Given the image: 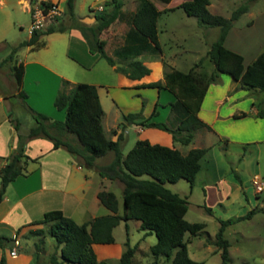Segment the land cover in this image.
<instances>
[{
	"label": "trees",
	"instance_id": "obj_1",
	"mask_svg": "<svg viewBox=\"0 0 264 264\" xmlns=\"http://www.w3.org/2000/svg\"><path fill=\"white\" fill-rule=\"evenodd\" d=\"M159 1L168 3L171 0ZM210 2L211 0H183L176 7H181L188 15L196 16L201 25L219 28L217 39L213 41L204 56L214 64V69L209 74H199L195 71V67L203 62L204 57L186 71L166 69L163 81H151L145 85L164 87L175 95V100L170 103L167 121H148L140 110L124 114V124L136 123L158 127L170 132L174 141L188 144L197 130L211 128L200 118L198 111L209 84L219 82L221 74L230 75L244 87L264 91V49L244 67L242 54L224 44L233 21L248 9V3L242 4L229 17H225L211 12ZM105 3L110 4L111 7L95 11L94 24L75 22L74 26L81 30L90 51L98 52L110 65H115L117 70L131 78H139L149 73L150 69L139 56L144 52L161 51L157 21L164 10H160L154 0H138L135 9L130 12L123 11L122 0H107ZM66 10L76 19L74 0H66ZM58 20L57 18L45 28L34 31L29 38L13 46L4 59L12 58L18 47L43 45L40 40L42 34L65 30L66 25ZM117 20L124 21L127 29L122 43L113 49L112 55L104 48L100 35ZM12 71L18 88L17 94L25 101L26 92L21 89L23 63L13 64ZM262 102L263 100L260 105ZM54 105L59 109H65L63 120L52 119L46 113L27 105L34 118V124L24 133L20 131V122L11 117L18 131V143L16 150L0 167V201L9 182L18 175L27 174L26 165L30 159L33 160L25 152L27 141L34 137H45L53 142L54 147L64 146L89 165L94 163L95 157L109 151L113 152L112 159L99 169L108 178L122 183L123 207L120 212L119 201L114 191L100 189L97 197L108 209L107 213L78 223L71 216L65 215L61 209L54 208L45 211L40 219L30 222L47 225V231L54 239L58 251L52 254V263L107 264L105 259L98 258L93 245L113 243L114 227L121 220L137 219L140 227L147 233L156 234L157 241L150 246V251L155 257L163 256L169 264H202V261L190 257L185 234H196L204 228L205 223L188 221L185 218L188 205L186 197L172 191L165 183L184 178L192 184L200 169V160L206 154L208 147H193L187 153H182L174 146L152 143L147 138H138L133 146L123 153L125 142L123 131L117 133L115 139L106 134L102 124L104 110L97 86L86 81L71 82L63 79L54 98ZM262 114L263 111L260 109L259 115ZM65 135H71L72 138ZM205 208L209 213L212 212L211 207L205 206ZM261 210L264 211V208L252 207L235 219L249 218ZM233 220L220 219V226L215 233L213 242L221 250L220 264H227L228 261L229 241L224 237V230ZM125 226L127 228L128 224L126 223ZM43 230L44 226H40L28 231L31 233ZM10 240L13 241L14 237L0 235L2 249L5 248L4 241ZM125 244L126 248L116 264H131L133 261L136 244L130 245L128 240ZM0 264H6L5 254H2Z\"/></svg>",
	"mask_w": 264,
	"mask_h": 264
},
{
	"label": "crops",
	"instance_id": "obj_2",
	"mask_svg": "<svg viewBox=\"0 0 264 264\" xmlns=\"http://www.w3.org/2000/svg\"><path fill=\"white\" fill-rule=\"evenodd\" d=\"M19 1L23 2L24 9L30 13V7H32L30 4L40 0ZM46 1L58 2L59 5L61 2H66V0ZM106 1L107 0H104V3ZM122 1V8L125 9V0ZM174 1L176 0H171L165 3V5L157 7L160 10H171L170 8L175 7V9L171 10L174 11L178 8L175 6ZM181 1L183 0H180V2ZM90 4L91 2L89 6ZM212 4L213 1L211 0L209 6ZM248 6L246 11L250 19H247L248 21H245L242 26L233 22L224 39L226 47L242 54L244 67L251 63L264 49V9H256L254 6H251L250 3ZM110 7V4H103L101 9ZM62 9L64 12L66 6ZM96 9L100 10L98 7ZM134 9L135 7L130 10ZM83 19L84 20L81 22L87 25L96 22L94 13L83 17ZM60 21L61 19L58 20V22ZM74 22L75 21H71L66 25L65 30H57L42 34L40 40L43 42V45L39 47L24 45L25 50L22 52V56L24 57L18 58L17 63L21 62L24 66L21 89L26 92L25 101L17 94L18 88L14 87L13 84H11L8 91H2L0 89V167L6 163L8 156L16 150L18 143V131L11 121V117H13L11 103L13 100L18 99L26 109H28V105L37 111L46 113L52 119L63 120L65 117V111L63 109H58L54 105V98L63 79H68L71 82H75V80H73L72 75L69 73L70 71L64 66H59L57 60H55L54 54L56 48L54 47H56V45L53 44V40L58 42L59 45H57V47L59 46L58 51L60 53L65 54L68 58L79 63L83 67L91 68L100 60V54L90 51L86 38L81 30L74 26ZM113 23L109 26L110 29L113 27ZM29 36L27 38H29ZM44 47L48 49L47 53L39 51L34 52V49ZM4 56L6 57L7 54ZM5 57H2V60ZM139 58L150 69L149 73L139 78H131L125 73L117 70L115 65H110V69L115 71V85L103 83V81L89 83H93L97 86L101 105L102 94L100 93V87L105 90L106 95L109 97L113 95V97L116 98V100L114 99V104L118 108L121 106L124 114L131 112L130 110H134L135 112L142 110L143 115L148 118V121H160L155 119L160 113L158 110L159 100H161L159 103L163 108L169 107L170 110V103L175 100V95L167 88H158L145 84L151 81H163L164 71L166 69H180L186 71L192 68L194 63L189 66L188 69H182L177 65L178 63L174 61L175 56L172 58V61H167L168 59L162 53V50L159 53L144 52ZM206 59L208 58H204L203 62L195 67L197 73L209 74L214 69L213 64V68L203 71ZM152 88L156 89V95L153 97L152 101H148L145 105L142 100L136 103L134 95H137V98H139L142 91ZM124 89L131 92V99L127 102H123L122 97H116V95H114L115 93L113 94V92H119ZM259 99L261 101L263 100L261 105ZM125 103L128 104L125 105ZM154 109L155 113L152 114ZM260 109L263 111L262 115H259ZM103 110L104 113L102 117L104 118L106 115L104 107ZM28 111L30 112L29 109ZM198 115L209 124L211 128L197 130L195 133L209 140V133L214 132V134L218 136L219 146L221 145L220 147L224 150H227L228 143L230 142L250 146H256L257 143L264 142V92L256 88L244 87L238 80L228 74H221L219 82L209 84ZM108 117H110V115L106 116V118ZM118 118V113L116 112V114L112 116L113 121L108 122V131L110 128L115 127V132L112 131V134H109L113 139L117 137V133L123 131L126 140L125 131L130 127L136 131L138 138H147L152 143L176 147V142L178 141L173 140L170 132L158 127L143 126L136 123L124 124V121H118ZM167 119L166 117L165 120ZM107 120L109 121V119ZM19 122L20 131L23 133L26 132L30 126L22 125L23 123L21 121ZM65 136L72 138L71 135ZM257 151L259 152V150ZM25 152L30 158H33V160L30 159L32 162L38 163L37 166L31 169V173L18 175L15 179L10 181L0 201V235L14 237L13 241H4V249L0 246V258L2 254H5L6 264H29L32 260V252L30 253L29 251L20 253L17 248V253L15 255L10 254V250L15 247L14 243L20 242V236L23 233L31 228L42 226L41 223L32 224L30 222L35 219H40L45 211L54 208L61 209L65 215L71 216L74 219L73 215L78 210L82 199H84L83 184L78 182L77 177L73 174L74 168H81L80 161H83L82 158L71 153L64 146L60 145L54 147L53 142L45 137H34L29 139L25 146ZM257 165H260L259 160L257 161ZM236 169H238V167H236ZM104 177L106 178V176ZM216 181V184L220 186L219 189H216L220 192V203L231 201L230 199L232 196H234V198L243 197V194L246 196V194L249 193L252 204H249L248 200L244 202L241 214H245L252 207L264 208V183L261 181L258 173L253 175L250 185H244V180L240 177V174L236 173L232 168H229L226 175H218ZM257 184L262 185V190L259 191L257 189ZM99 190L100 187L96 188L93 192L94 207H97V205L101 203L97 197V192ZM214 191L212 190V192ZM241 201H243V199ZM259 212L264 213L262 210L257 211L249 218H252ZM95 216H97V214H92L91 218L89 217L86 220L83 219V221L77 222L81 223L88 221ZM96 245L97 244L93 245L94 250ZM218 250L220 249L216 246L215 251Z\"/></svg>",
	"mask_w": 264,
	"mask_h": 264
},
{
	"label": "rangeland",
	"instance_id": "obj_3",
	"mask_svg": "<svg viewBox=\"0 0 264 264\" xmlns=\"http://www.w3.org/2000/svg\"><path fill=\"white\" fill-rule=\"evenodd\" d=\"M154 1L157 6L165 5L162 1ZM212 1L213 4L209 6V10L213 13L222 14L225 17H229L236 8L244 3H248V5L250 3L256 9H264V0ZM90 2L91 4L89 6ZM179 2L180 0L174 1L175 6ZM137 3L138 0H125L124 6L126 8L122 9L125 12H130V9L136 7ZM34 4H30V6ZM103 4H106L104 0H74V15L76 19L71 17L66 10L58 19H61L65 25H68L74 20H76V23L81 22L84 20L83 17L93 14L94 11H97L96 8ZM60 6L65 8L66 2H61ZM171 10L162 11L158 17L159 44L162 53L168 59L167 61H172V58L175 56L174 61L178 63L177 65L182 69H188L189 66L206 55V50L217 39L219 28L205 26L204 24L201 25L196 16L186 14L181 7H178L174 11ZM247 19L250 18L246 11L242 12L233 22L242 26L245 21H248ZM30 20V13L24 9L22 1L0 0V89L2 91H8L11 84L17 88L12 66L17 62L18 58L24 57L22 56V52L25 50L24 46L18 47L13 53L12 58L7 57L2 60V57H5L4 55L9 53L13 45L16 46L19 42L27 39L30 35L28 30ZM126 29L127 24L118 20L113 23L111 29L108 27L102 32L100 39L103 41V46L108 53L113 55V48L120 45L123 41ZM53 44L56 45L54 47L56 48L54 54L55 60H57L59 66H64L70 71L69 73L75 82L103 81V83L115 85V71L110 69V64L105 58L101 57L98 63L94 64L91 68H86L68 58L65 54L60 53L58 51L59 46L57 47L59 44L56 40H53ZM47 50L46 47L36 48L34 52L47 53ZM212 66L213 63L206 59L203 71L213 68ZM155 90L152 88L142 91L139 98H137V95H134V100L136 103L142 100L145 105L155 97ZM100 93L102 94V105L106 111V115L104 118L102 117V123L106 134L111 135L115 127L110 128L108 131V122L113 121L112 116L116 112L119 117L118 121H124V113L122 112L121 106L120 108L115 106L114 101L116 98L113 95L111 97L106 95L102 87H100ZM113 94L116 97H122L123 102L131 99V92L125 89L119 92H113ZM259 101L261 100L259 99ZM159 102L158 110L160 113L155 119L167 121L165 118L169 116V107L163 108ZM11 104L14 119L21 121L23 123L22 125L31 126L34 124V118L31 113L18 99L13 100ZM63 110L65 111V109ZM130 111L135 112L134 110ZM107 115H110V117L106 118ZM125 134L126 140L123 144V153H126L133 146L135 139L138 138L136 131L130 127L125 131ZM208 136L209 140L195 133L192 141L188 144L176 142V147L183 153H187L193 147L209 146L206 154L200 160V169L196 173L194 182L190 184L186 179L181 178L176 182L165 183L172 191L186 197L188 205L185 218L188 221H202L205 223L204 228L196 234H185L188 253L193 259L202 261V264H220L221 250L215 251L216 245L213 241L215 239V233L220 226V219L231 218L234 219L233 222L227 225L224 230V237L229 241L227 264H264V213L259 212L252 218L235 219L243 215L241 212L243 211L242 205L244 202L248 200V203L252 204L250 194L247 193L246 196L243 194V197L237 198L232 196L231 201L220 203V192L216 190L220 187L216 184L218 175H226L229 168H232L236 173L240 174V177L244 180V185H250L252 183V178L255 173L259 174L261 181L264 183V142L257 143L256 146L239 145L230 142L228 143L227 150H224L220 147L221 145L219 146L218 136L214 132H210ZM112 157L113 152L109 151L101 156L95 157L92 165L87 164L83 160L80 161V169H73V174L77 177V181L83 184L84 188V199H82L78 210L73 215L75 221H83V219L91 218L92 214L99 215L108 211L102 203H99L97 207L93 205V192L98 187L100 189L114 191L119 201V210L120 212L122 211V183L116 179H110L107 176L105 178L104 172L102 174L99 169L108 163ZM258 160L260 165H257ZM37 164V162L29 160L27 174L31 173V169L36 167ZM212 190L215 191L212 192ZM242 199L243 201H241ZM205 206L211 207L212 212L209 213ZM126 223L128 224L127 228L125 226ZM42 226H44L43 231L31 233L30 231H26L20 236V242L14 243L16 252L17 248L20 253L32 252V260L29 264H53L51 256L53 253L58 252L54 239L47 231V225L43 224ZM113 235V243L97 244L95 248L96 253H98V258L105 259L107 264H116L118 262L120 254L126 248L125 242L127 240L130 245L136 244V252L131 264H169V261L163 256L155 257L152 254L150 246L157 241L156 234L154 232L147 233L142 229L139 225V220H121L114 227Z\"/></svg>",
	"mask_w": 264,
	"mask_h": 264
},
{
	"label": "built area",
	"instance_id": "obj_4",
	"mask_svg": "<svg viewBox=\"0 0 264 264\" xmlns=\"http://www.w3.org/2000/svg\"><path fill=\"white\" fill-rule=\"evenodd\" d=\"M102 5L98 6L101 9ZM63 13L62 7L58 2L41 0L37 1L32 7H30V24L28 27L29 33L32 34L34 31L41 30L53 23L57 18H59ZM257 189L262 190V185L257 184ZM16 248L13 247L10 250L11 255H15Z\"/></svg>",
	"mask_w": 264,
	"mask_h": 264
}]
</instances>
